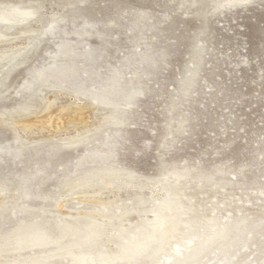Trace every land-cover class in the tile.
<instances>
[{"label":"rangeland","instance_id":"1","mask_svg":"<svg viewBox=\"0 0 264 264\" xmlns=\"http://www.w3.org/2000/svg\"><path fill=\"white\" fill-rule=\"evenodd\" d=\"M228 1L0 0V7L29 5L39 13L0 44V55L30 51L13 64L0 63V145H13L18 135L59 143L85 137L53 153L41 144L37 153L1 154L0 180L11 191L0 196V204H8L0 210V236L36 220L45 206L63 224L73 221L82 229L87 216H95L102 244L114 257L117 232L124 229L123 238L130 239L148 227L162 199L158 181L180 172L187 174L180 200L192 216L203 222L244 217L252 224L233 245L187 264H264V0ZM55 16V36H19L42 30ZM62 64L72 71L52 87L47 80L55 81L53 71ZM37 71L44 76L35 84L44 87H33L34 95L23 84ZM101 93L111 101L105 110L93 101ZM12 112L35 126L3 122L1 115ZM107 170L122 178L134 174L136 186L145 187L66 193L74 181ZM21 178L27 183L18 194L13 189ZM13 195L18 200L11 203Z\"/></svg>","mask_w":264,"mask_h":264},{"label":"bare ground","instance_id":"2","mask_svg":"<svg viewBox=\"0 0 264 264\" xmlns=\"http://www.w3.org/2000/svg\"><path fill=\"white\" fill-rule=\"evenodd\" d=\"M240 1L244 0H229L228 2ZM7 6H3L2 4L0 7V44H3L6 40L12 37L9 34L12 30L26 26L31 19L39 14L37 9H28L29 5L28 8H22V6L18 5H14L13 7H10V5L9 7ZM36 18L34 19L36 20ZM59 22L60 19L55 16L49 20L48 24L42 30L27 29L20 32L19 36H28V39L31 38L33 41L39 36L42 38L44 35L53 36L57 32L58 27H60ZM28 44L33 45V42ZM28 47L31 49L32 46ZM25 48V51L28 52L26 54L27 56L30 54V51H27V47ZM23 49L12 56L7 54L8 52L4 53L3 51V54L0 55V63L2 64V61L4 60H8L9 63H12L16 59L21 58L23 53L25 55V51L23 52ZM4 67L5 66H3V68ZM71 71L72 68L66 65L62 64L60 66H56V69L53 71L55 76H51L55 81H52L51 79L47 81L52 82V87H58V84L61 83L60 78L69 77ZM43 72L44 71H37L36 74L39 75H35L33 80L29 79L30 81L24 83L23 89L33 93L32 88L37 87V91L34 89L36 92L42 91V88L44 87V85L41 84L42 82L39 81V86L35 83H37L36 81L44 76ZM0 75H2V72ZM33 94L35 95L38 93ZM107 97H109L108 94ZM97 100H99V106L102 107L107 105L108 102H111L110 99L108 100L102 93L99 98L93 99V101ZM50 102L52 103V101ZM107 106H110V103H108ZM5 116H10L13 120L7 122L6 119L3 118ZM23 116L25 117V114L22 112H12L10 114L1 115L3 122L9 123L11 127L23 124V127L29 129L32 126H35L30 120L20 122L18 118H23ZM114 119H117V117ZM99 127L97 129H99ZM75 139H73L74 141L71 140L67 143L64 141L59 143L58 140L50 141L49 138V141L45 139L46 141L43 142L36 140H34V142H29L25 141L18 135L15 136L13 145H0V156L4 153L5 155L7 154L16 158L22 155V152L29 148H33V150L37 153L39 149L38 146L41 144H49V148L51 147L53 153L55 150L66 144H78L82 142L85 137H80V139L75 137ZM186 176L187 174L185 173L174 172L172 173L170 179L158 181L159 186H157V188L162 199L157 208L151 211L152 217L149 220V226L139 228L137 233H132L133 237L130 239L128 237L123 238V236L126 235V231L124 229L119 230L117 232L118 238L114 242L115 246H117L119 250V254L114 255V257L108 255L104 247L105 245L102 244V236L104 232L102 224L95 221V216H87L89 220L86 222L83 229L77 227L76 223L73 221L63 224L59 220V217L55 215L53 210L47 211L45 209L44 202H46V200L44 199L42 202V206H44V208L42 207L39 209L41 210L40 213L42 216H38L36 220H27L7 235L0 236V264H49L52 260L65 258H69L70 264H94L96 261L101 262V264H112L114 259L126 262L127 264H160L162 260H165L170 264H187L190 261L201 258L207 253H212L215 250L225 249L228 246L233 245L240 238V235L242 233L244 234V232L247 231L252 224L244 217L239 219L226 217L225 222H221L218 217H205L206 221L203 222L200 218L192 216V207L184 205L180 200L184 195L182 193L184 189L181 188L183 183L181 182ZM25 179H19L18 184H16L15 188L13 187V191L15 193L21 194V192L25 190V184L27 183ZM136 179V176L131 173L126 174L122 178L121 174L113 173L110 170H107L103 174L90 175L76 180L65 189L66 193L72 192V194H75V192H77V194L83 195L89 194L93 189V193L96 195L102 194L104 191H121L127 187L137 188L142 191L145 186H136ZM169 180H173L172 183H169ZM10 188L11 187H9L8 181L5 182L4 179L0 180V196L5 197V195L11 191ZM7 198L8 197L5 199ZM16 199V196L13 195L11 203L12 201H16ZM60 205H57V207L63 206ZM6 207H8L6 202L0 204V210H4ZM47 214L49 215L48 218H46L47 216L45 217ZM69 216L75 219L72 215ZM119 218H124V216L121 215ZM120 238L122 239L120 240ZM47 247H52V249L41 253L23 254L27 251H33L36 249L39 250Z\"/></svg>","mask_w":264,"mask_h":264}]
</instances>
